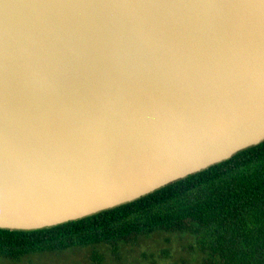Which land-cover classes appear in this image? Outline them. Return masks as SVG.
Returning a JSON list of instances; mask_svg holds the SVG:
<instances>
[{
  "label": "water",
  "instance_id": "1",
  "mask_svg": "<svg viewBox=\"0 0 264 264\" xmlns=\"http://www.w3.org/2000/svg\"><path fill=\"white\" fill-rule=\"evenodd\" d=\"M264 143V0H0V230L147 197Z\"/></svg>",
  "mask_w": 264,
  "mask_h": 264
},
{
  "label": "trees",
  "instance_id": "2",
  "mask_svg": "<svg viewBox=\"0 0 264 264\" xmlns=\"http://www.w3.org/2000/svg\"><path fill=\"white\" fill-rule=\"evenodd\" d=\"M156 234L190 237L193 244L185 251L200 254V264H264V143L80 221L34 232L0 230V258L19 263L33 255L83 249L92 264H103L105 249L120 263L122 245L135 248ZM168 256L162 251L159 259Z\"/></svg>",
  "mask_w": 264,
  "mask_h": 264
},
{
  "label": "rangeland",
  "instance_id": "3",
  "mask_svg": "<svg viewBox=\"0 0 264 264\" xmlns=\"http://www.w3.org/2000/svg\"><path fill=\"white\" fill-rule=\"evenodd\" d=\"M193 241L188 236L156 234L150 239L144 238L142 243L135 248L121 246L122 261L115 262L110 254L102 249L105 257L103 264H171L185 262L186 264H200L201 255L186 252ZM162 251H167L169 258L160 260ZM153 261V262H152ZM0 264H92L88 250H72L63 254H42L25 258L19 263H13L0 258Z\"/></svg>",
  "mask_w": 264,
  "mask_h": 264
}]
</instances>
